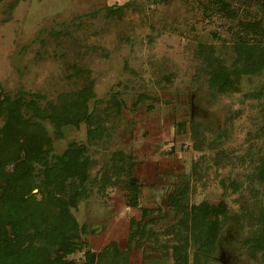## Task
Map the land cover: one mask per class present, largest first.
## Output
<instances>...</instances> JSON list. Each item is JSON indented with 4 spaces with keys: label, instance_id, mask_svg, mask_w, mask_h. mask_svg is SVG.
<instances>
[{
    "label": "rangeland",
    "instance_id": "374dc122",
    "mask_svg": "<svg viewBox=\"0 0 264 264\" xmlns=\"http://www.w3.org/2000/svg\"><path fill=\"white\" fill-rule=\"evenodd\" d=\"M242 39L264 44V0H0V94L21 93V116L36 125L8 130L4 146L16 157L40 136L50 160L70 143L86 148L94 185L70 207L74 264L87 250L99 264H175L182 237L193 264L191 212L203 201L240 216L205 227L216 240L210 264H264L245 242L264 218V68L220 92L198 53L212 47L231 66ZM86 84L92 136L85 122L58 130L34 112Z\"/></svg>",
    "mask_w": 264,
    "mask_h": 264
},
{
    "label": "trees",
    "instance_id": "16d2710c",
    "mask_svg": "<svg viewBox=\"0 0 264 264\" xmlns=\"http://www.w3.org/2000/svg\"><path fill=\"white\" fill-rule=\"evenodd\" d=\"M204 47L201 45L198 53L208 72V82L220 92L232 89L240 74L256 73L264 68V44L260 42H246L242 39L236 43L237 55L231 66H226L215 58L212 47H209L208 52ZM78 72L75 74L78 75ZM89 89L86 84L77 92L59 96L34 112L38 117L48 119L58 130L65 125L78 126L85 122L89 136H92L99 128H91L92 115L87 113ZM3 102L8 103L5 107L8 121L7 134L0 138L3 141L0 145V264H74L69 256L80 246L71 238L78 227L70 207L75 206L80 196L86 194V184L94 185V180L86 173V148L70 143L60 156L52 155L53 160H50L48 152H44L40 143L35 141L40 136L35 137L37 134H34L32 137L35 138L24 145V150L21 153L14 152L17 156L12 157L9 147L4 146L8 130L15 129L17 125H36L21 116V93L11 99L6 94H0V108ZM36 133H41V130H36ZM33 161L40 165L39 170L34 171ZM256 174L259 181L264 183V161L257 168ZM34 189L39 191L41 199L36 200L34 194L31 195ZM183 191L179 196L183 195ZM193 206V212H190L197 217L192 220V225L197 224L199 239L193 264H210L214 259L216 240L209 237L205 227L239 224L240 216H228L226 204L222 201L217 205L203 201ZM188 214L189 212H184L182 215V221L186 220L185 224ZM245 242L253 248L264 250V218L258 232ZM186 246L185 237H182L181 244L173 246L175 264H187ZM99 262L100 259H96L93 252L85 251V264ZM109 264L117 263L115 259H111Z\"/></svg>",
    "mask_w": 264,
    "mask_h": 264
}]
</instances>
